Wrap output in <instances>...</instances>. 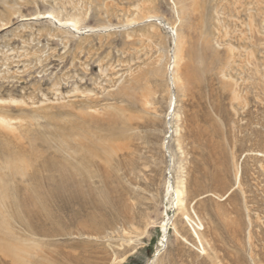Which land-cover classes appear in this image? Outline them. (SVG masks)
Listing matches in <instances>:
<instances>
[{
    "label": "rangeland",
    "instance_id": "obj_1",
    "mask_svg": "<svg viewBox=\"0 0 264 264\" xmlns=\"http://www.w3.org/2000/svg\"><path fill=\"white\" fill-rule=\"evenodd\" d=\"M10 94L0 264H264V0H0ZM87 96L103 124L68 136Z\"/></svg>",
    "mask_w": 264,
    "mask_h": 264
},
{
    "label": "bare ground",
    "instance_id": "obj_2",
    "mask_svg": "<svg viewBox=\"0 0 264 264\" xmlns=\"http://www.w3.org/2000/svg\"><path fill=\"white\" fill-rule=\"evenodd\" d=\"M45 16H43V17H47V18H54L51 14H49V13H45L44 14ZM60 22V21H59ZM63 23H65V24H67V23H69L70 25H72L74 28H76V24L74 23V21L72 22V21H70V20H68V21H63ZM105 55V54H104ZM104 58V57H103ZM106 58V57H105ZM107 59V58H106ZM105 59V60H106ZM100 60V59H99ZM65 62V61H64ZM110 62V61H109ZM107 63V62H106ZM100 64V63H99ZM101 65V64H100ZM103 69V68H102ZM107 69V68H106ZM84 70V69H83ZM87 71V70H86ZM85 73V72H84ZM78 74V73H77ZM100 75V74H99ZM63 76L65 77V75L63 74ZM91 76V75H90ZM92 78V77H91ZM61 80H63V77L62 76H60V77H56V78H54L51 82H52V84H51V86L52 87H57L56 88V90L55 91H59L61 94H62V89H63V86H61L62 84H61ZM86 80V79H85ZM88 80H91V79H88ZM82 81H84V78H83V80ZM87 81V80H86ZM92 81V80H91ZM87 83V82H86ZM99 83V82H98ZM98 83H96V84H98ZM83 84H85V83H83ZM61 87V88H60ZM79 87V86H78ZM78 87H76V88H74L73 87V90H71V91H69V92H74V91H78V92H80V93H87V95H89V93H90V91L91 90H88L87 88H84V89H82V90H79V88ZM81 87V86H80ZM86 87V86H85ZM55 89V88H54ZM39 91V90H38ZM41 92V91H40ZM43 92V91H42ZM44 94H45V92H43ZM125 93H126V91H125ZM128 95V94H127ZM11 94H10V96L9 97H7V98H4L3 96H0V126L3 124V125H7V126H9V125H11L10 124V120H11V117H7V112H8V110H11V108L13 107L16 111H20V113H21V111H25L24 109H26V108H24L22 105H21V103H24V104H26V102L27 101H24V95H22V99H16V98H14V97H11ZM27 97V96H26ZM90 97V96H89ZM33 98V97H32ZM86 99V100H85ZM11 103H14V105L15 106H11ZM18 103H20V104H18ZM65 105V104H64ZM52 106H54V105H50V107L48 108V109H51L52 108ZM72 106V105H71ZM76 108V107H75ZM77 108H78V112H77V114H76V117L77 118H75V119H71V118H68L67 117V121L65 120V132L67 133V135L68 136H70V135H77V136H87V135H89L90 133H88V132H90L91 131V126H94V125H96L95 127H98L99 126V124H103V123H101V120H99L94 114H93V111H96L97 109H95V105H94V101H93V99H90V98H88V96H87V98H84V99H81V102H79V105L77 106ZM42 109V108H41ZM57 110V112H62V113H66V114H64V115H67V116H69L70 114H73V110L71 111V110H69V109H56ZM92 110V111H91ZM125 110H127V109H121V111L122 112H124ZM7 113V114H6ZM113 114V113H112ZM111 115V114H110ZM125 115V114H124ZM117 117H108L107 118V120H105V122H104V120H102V122H104L105 124H106V128L107 129H109L108 131L109 132H107V134H108V136H103V138H105V140H107V142H109V143H114V142H118V141H122L123 140V138L125 137V136H123V135H125L122 131H124L127 127H128V125L129 124H127V122H125V120L123 119V118H121V120L119 121L118 119H116ZM131 117H129L128 119H130ZM126 121H128L127 119H126ZM118 125H120V127L118 126ZM118 126V127H117ZM2 127V126H1ZM105 128V129H106ZM3 129V128H2ZM59 129V128H58ZM63 129V128H62ZM4 130H6V129H4ZM12 130V129H11ZM15 130V129H14ZM19 130V129H18ZM127 130V129H126ZM6 131H8V130H6ZM104 131H106V130H104ZM18 132V131H17ZM93 132V131H92ZM16 134V133H15ZM62 135V134H61ZM64 135V134H63ZM2 136V135H1ZM4 136V135H3ZM79 137H78V139H79ZM88 138V137H87ZM84 139V138H83ZM89 139V138H88ZM66 140H67V138H66ZM80 140V139H79ZM62 141V140H61ZM81 141V140H80ZM101 141V140H100ZM84 143H86V142H84ZM103 143V142H102ZM87 144H89L88 142H87ZM117 144V146L116 147H118V146H121L120 144H122V143H116ZM23 145V144H22ZM98 145V144H97ZM111 144H109V146H110ZM103 146V145H102ZM101 146V147H102ZM108 146V147H109ZM113 145H111V147H112ZM17 147H18V145H17ZM16 147V148H17ZM82 147V146H81ZM93 147V146H92ZM87 149V148H86ZM89 149H90V146H89ZM91 149H93V148H91ZM114 149V148H113ZM9 149H8V147L7 146H5V147H2V145L0 146V151L1 152H7ZM85 150V149H84ZM114 151V150H113ZM88 152V151H87ZM27 153V152H26ZM92 153V152H91ZM108 153V152H107ZM110 154V153H109ZM21 155V157L20 158H18L17 156H20ZM28 156H29V158L27 159V157H25L26 156V154H25V151H24V149H23V146H20V147H18L17 148V152H15V154L13 155V157L11 158V159H8V160H6L7 161V165L11 168V169H13V170H15V171H17L18 169H21L20 168V166H22L23 164H27V163H29L30 162V154H27ZM90 155V154H89ZM97 154H95V156H96ZM104 155V154H103ZM94 156V157H95ZM98 158V157H97ZM19 162H22V164L20 165L19 164ZM4 165H5V163H4ZM3 166V165H2ZM34 168V167H33ZM7 172V171H6ZM10 172V171H9ZM14 174V173H13ZM4 175V174H3ZM2 175V176H3ZM7 175V174H6ZM10 175V174H9ZM2 176L0 177V191L1 192H5V191H9V186H7V184H5V182L2 180ZM35 176V175H34ZM15 177V176H14ZM16 177H17V175H16ZM68 177V176H67ZM20 178V177H19ZM73 178V177H72ZM11 179V178H10ZM21 179V178H20ZM71 179V178H70ZM70 179H69V177H68V179L67 180H64V182L65 183H67V185L69 186V188L71 189V190H73V189H77L76 187V184H72L71 183V181H70ZM5 180H7V177H6V179ZM73 180V179H72ZM10 181H12V180H10ZM6 183H8L7 181H6ZM9 184V183H8ZM169 186V185H168ZM13 187V186H12ZM171 187V186H170ZM17 188V187H16ZM23 188V187H22ZM60 188V187H59ZM61 188H63V187H61ZM11 189V188H10ZM18 189V188H17ZM65 189L66 190H68L67 189V186H65ZM19 190V189H18ZM20 191V190H19ZM175 191V194H176V197H177V201H178V191L177 190H174ZM5 193H7V192H5ZM15 193V192H14ZM8 195V194H7ZM17 196V195H16ZM9 197V196H8ZM4 198V197H3ZM15 200H16V198H15ZM14 200V201H15ZM174 200L176 201V199L174 198ZM187 217V216H186ZM166 224L167 223H163L162 224V232H163V235H165V233H166V229H167V226H166ZM163 237V236H162ZM164 239V238H163ZM3 245V244H2ZM5 245H7V244H5ZM10 246V245H9ZM14 246V245H13ZM0 249H1V247H0ZM2 249L4 250V248L2 247ZM9 250V249H8ZM3 252V251H2ZM7 254V253H6Z\"/></svg>",
    "mask_w": 264,
    "mask_h": 264
}]
</instances>
